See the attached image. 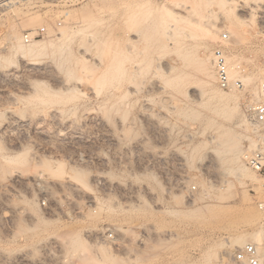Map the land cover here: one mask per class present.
Returning <instances> with one entry per match:
<instances>
[{
  "label": "rangeland",
  "instance_id": "rangeland-1",
  "mask_svg": "<svg viewBox=\"0 0 264 264\" xmlns=\"http://www.w3.org/2000/svg\"><path fill=\"white\" fill-rule=\"evenodd\" d=\"M6 1L0 264H84L96 251L73 252V233L110 247L109 264H233L243 244L231 238L252 227L226 222L253 209L264 230V175L245 160L259 139L248 106L264 81V0ZM218 49L241 88L221 87ZM229 130L232 154L218 146Z\"/></svg>",
  "mask_w": 264,
  "mask_h": 264
},
{
  "label": "bare ground",
  "instance_id": "bare-ground-1",
  "mask_svg": "<svg viewBox=\"0 0 264 264\" xmlns=\"http://www.w3.org/2000/svg\"><path fill=\"white\" fill-rule=\"evenodd\" d=\"M16 0H7L6 2H8L7 4H10V3H14ZM20 1V0H19ZM210 2V1H209ZM200 3V2H199ZM208 5V4H207ZM186 7V6H185ZM246 9V8H245ZM204 10H205V8H204ZM244 10V9H243ZM247 11V10H246ZM250 11H252L251 9H249V12ZM264 11V10H263ZM166 13H167V11H165ZM251 13V12H250ZM168 15H169V12L167 13ZM172 14V13H171ZM170 14V15H171ZM252 14V13H251ZM174 14H172V16H173ZM148 16V15H147ZM147 16H146V18H147ZM174 17V16H173ZM168 18H170V17H168ZM168 18H166V19H168ZM262 20L264 21V14L262 15ZM142 19V18H141ZM136 21V20H135ZM181 21V20H180ZM33 22V21H32ZM183 22V21H182ZM228 22V21H227ZM262 22V21H261ZM137 23V22H136ZM169 23V22H168ZM175 26H177V25H175ZM188 26V25H187ZM115 27V26H114ZM193 27V26H192ZM168 28V27H167ZM182 28V27H181ZM192 29V28H191ZM171 30V29H170ZM219 31V30H218ZM175 32V31H174ZM184 33V32H183ZM177 34V33H176ZM109 35H110V33H109ZM161 35V34H160ZM234 35V34H233ZM168 36V35H167ZM228 36V35H227ZM169 37H170V35H169ZM174 37V36H173ZM164 38H168V37H164ZM170 39H172V38H170ZM118 43V42H117ZM26 46H28V45H26ZM19 47H20V49L22 50H25V46H24V44H20L19 45ZM39 48V43L38 42H34L33 44H31V45H29L28 47H27V49H28V51H27V54H28V52L30 51V52H34V51H36L37 49ZM43 48H44V46H43ZM108 48V47H107ZM109 49V48H108ZM116 49V48H115ZM41 52V51H40ZM109 52V51H108ZM121 55H122V53H121ZM205 60V59H204ZM204 60L203 61H201V63H200V65H198V66H201V68L207 73V75L210 77V76H212V71H211V68H210V65H208L206 62H204ZM120 61V60H119ZM117 63V62H116ZM121 63V62H120ZM233 63V62H232ZM231 63V64H232ZM124 67V66H123ZM122 67V68H123ZM212 67V66H211ZM234 68H236V67H234ZM230 69H231V67H230ZM233 69V68H232ZM114 71L116 74H120L121 73V71H122V69H121V64H113V66L111 67V68H109V71H108V73L110 72V71ZM236 70V69H235ZM112 71V72H113ZM233 71H234V69H233ZM123 73H124V71H122ZM232 72V71H231ZM107 73V74H108ZM106 74V73H105ZM122 74V73H121ZM231 74V76H232V73H230ZM107 76L105 75V80L107 79L106 78ZM185 77V76H184ZM188 77V76H187ZM212 77H214V76H212ZM179 78V77H178ZM209 79V78H208ZM215 79V78H214ZM212 80V79H211ZM250 79H248V81H249ZM209 82V81H208ZM250 82V81H249ZM255 82V81H254ZM211 84V83H210ZM250 91V90H249ZM222 92V91H221ZM225 93V92H224ZM253 96H255L254 94H256V96L257 97H259L258 96V91L257 90H253ZM205 94V93H204ZM227 94V93H226ZM221 95H223V93L221 94ZM225 95H223V96H221V97H224ZM225 98V97H224ZM222 100H223V98H222ZM211 101V100H210ZM217 104V103H216ZM227 106V105H226ZM224 109V108H223ZM222 109V110H223ZM222 110H220V111H222ZM233 110V109H232ZM224 111H226V110H224ZM224 111H223V113H224ZM214 112V111H213ZM232 113H233V111H231ZM215 113H216V111H215ZM226 113H227V111H226ZM219 114V113H218ZM225 114V113H224ZM219 116V115H218ZM189 117V116H188ZM21 118V117H20ZM229 119H231V118H229ZM227 120V119H226ZM213 121V120H212ZM210 122V121H209ZM211 124H212V122H211ZM251 124V123H250ZM249 124V125H250ZM252 126V125H251ZM242 128V127H241ZM247 128V127H246ZM218 140H220L219 141V145L218 146H220L221 147V149H223V152H229V154H232V152H234L235 153V151L234 150H236V149H238V147H237V143H238V136H237V134H233V133H231L230 132V130L229 131H227V132H225L223 135H222V137H221V139H218ZM205 145V144H204ZM238 145H239V143H238ZM201 146V145H200ZM197 150V149H196ZM217 151V150H216ZM218 152H219V150H218ZM226 154H228V153H226ZM220 155V154H219ZM218 155V156H219ZM220 157V156H219ZM17 158V157H16ZM231 162V161H230ZM228 163V162H227ZM242 163V162H241ZM236 164V163H235ZM239 164V163H238ZM233 169V168H232ZM229 170V169H228ZM242 170V169H241ZM244 170V169H243ZM243 170H242V172H243ZM246 170H247V168H246ZM245 170V171H246ZM239 171H240V168H239ZM1 172V171H0ZM86 173V172H85ZM246 173V172H245ZM248 173V172H247ZM0 175H1V173H0ZM236 175V174H235ZM245 175H247V174H245ZM84 176V175H83ZM237 176H239V175H237ZM243 176H244V174H243ZM253 176V175H252ZM247 177H248V175H247ZM250 177H251V175H250ZM1 178V177H0ZM243 178H245V176L243 177ZM85 179V178H84ZM5 181V180H4ZM85 182L87 181L86 179L84 180ZM231 185V184H230ZM226 196V195H225ZM174 197V196H173ZM216 197V196H215ZM181 198V197H180ZM180 198H179V200H180ZM178 200V198L176 199V201ZM178 200V201H179ZM177 201V202H178ZM181 201V200H180ZM181 205V204H180ZM223 207V206H222ZM197 208V207H196ZM220 208V207H219ZM225 208H226V206H225ZM208 209V208H207ZM230 209V208H229ZM190 211V210H189ZM176 212V211H175ZM174 212V213H175ZM177 212H179V211H177ZM195 212H197V210L195 209V210H193V211H191V213L190 214H192V217H193V214L195 213ZM210 212V211H209ZM227 212V211H226ZM229 212V211H228ZM220 213V212H219ZM222 213V212H221ZM197 214V213H196ZM202 214H203V212H202ZM183 215V214H182ZM178 216V215H177ZM180 216V215H179ZM210 216V215H209ZM212 216L213 217H215V219H217V218H219V216H220V214L218 215L215 211L213 212V214H212ZM222 216H224V215H222ZM222 216H221V218H222ZM182 217V216H181ZM203 217V216H202ZM194 218V217H193ZM196 218V217H195ZM200 218V217H199ZM226 218V217H225ZM189 220V219H188ZM197 220V219H196ZM226 220V219H225ZM224 220V221H225ZM192 221V220H191ZM223 221V222H224ZM221 222V221H220ZM223 222H221L220 224H222ZM257 222H259V218H258V215L254 212V210L253 209H247L246 211H244L243 213H242V215L240 216V220H238V219H232V220H229V221H227L226 222V227H225V225H223L225 228H227L228 230H230L229 228H232V229H234V231L235 230H237L238 228H236V227H239L238 225H240L241 223H242V225L243 224H247L248 226H250L251 225V230H249V231H239V233H236V235L233 237V238H231L232 239V241H231V243H230V245L231 246H241L242 244L243 245H245L246 244V242H247V239L248 238H250L251 240H252V242H251V244H254V245H256L257 246V248H258V250L260 251V253H261V255L263 256V258H264V230L262 229V228H260L258 225H257ZM43 223H45V222H43ZM48 223H52V222H48ZM45 224H47V223H45ZM222 226V225H221ZM222 226V227H223ZM209 227V226H208ZM212 227V226H211ZM223 227V228H224ZM221 228V227H220ZM236 228V229H235ZM120 229V228H119ZM33 230H34V228H33ZM97 231V230H96ZM121 231V230H120ZM94 232V231H93ZM124 234V233H123ZM68 243H69V245L71 246L70 248L73 250V252H76V253H79L80 251H82V252H84V253H87V252H89V251H92V249H94L95 251H96V254H94L92 257H87V259L85 260V263L84 264H109V263H111V262H118V258H117V256L115 255V254H113V252L111 251V248L110 247H108V246H103V245H99V244H96V245H94V246H89V244L87 243V242H85L84 240H83V238H82V236H81V234H79V233H73V234H69V237H68ZM159 243V242H158ZM164 243V242H163ZM222 245V243H220V244H218V243H214V245L213 246H211L210 248H209V251H208V253L209 254H212L213 253V251L217 248V247H220ZM224 245V244H223ZM242 245V246H243ZM207 252V251H206ZM208 255V254H207ZM210 256V255H209ZM122 261V259L120 260V262ZM170 263V262H169Z\"/></svg>",
  "mask_w": 264,
  "mask_h": 264
},
{
  "label": "built area",
  "instance_id": "built-area-1",
  "mask_svg": "<svg viewBox=\"0 0 264 264\" xmlns=\"http://www.w3.org/2000/svg\"><path fill=\"white\" fill-rule=\"evenodd\" d=\"M224 39L227 40L229 37L224 35ZM26 41L29 42L30 39L27 37ZM215 68L220 85L223 89L241 88L243 86V82L240 78L232 79L227 58L222 49H218L215 52ZM248 114L250 123L259 136V139L255 146L247 152L245 160L251 169L264 175V81H262L259 86V98L257 103L248 106ZM44 205L46 204L44 203ZM113 240H115L113 233H109L106 236L104 233L98 236V241L102 243L107 241L112 242ZM232 262L233 264H264V258L256 245L248 243L233 252Z\"/></svg>",
  "mask_w": 264,
  "mask_h": 264
}]
</instances>
